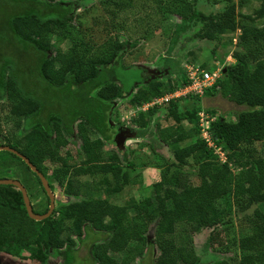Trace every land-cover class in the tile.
Returning a JSON list of instances; mask_svg holds the SVG:
<instances>
[{
	"label": "trees",
	"instance_id": "1",
	"mask_svg": "<svg viewBox=\"0 0 264 264\" xmlns=\"http://www.w3.org/2000/svg\"><path fill=\"white\" fill-rule=\"evenodd\" d=\"M75 1L0 0V5L5 7L2 15L0 13V32L9 41L5 49L0 50V98L4 97L8 102L14 128L24 131L19 143L2 146L26 157L44 176L40 167L43 160L59 164L61 168L68 166L59 150L68 141L73 142L72 137L75 136L79 140L81 164L90 167L91 176L101 178L91 185L80 183L75 178L58 180L66 195H82L86 200L72 205V209L77 210L73 215L60 208L61 218L49 216L41 221L27 217L19 191L9 185H0V252L17 256L20 250H24L40 264H49L47 259L50 256L60 257L62 264H71L72 240L69 235L63 236L64 221L66 216H71V229L78 239L84 232L82 224L85 223L108 236L91 249V254L97 255L104 264H129L133 258L140 259L153 243L159 250L155 264H197L198 258L190 238L184 245L179 242L181 245L176 246L175 224L190 225L191 232L216 225L220 212L215 203L231 195L233 198L246 196L250 203L257 204L250 222L256 230L239 233L238 257L231 259L236 261L235 264H264V153L252 161H233L241 155V146L264 142V53L261 49L264 48V28H240L238 42L246 46L263 44L260 52L255 56L256 51L251 54L239 50L232 52L234 63L227 65L224 74L203 93L211 95L209 92L215 90L233 104L245 107L236 112L233 122L218 116L208 124L210 139L221 148L225 161L218 168H213L218 163L217 156L209 152L210 148L200 138L197 125L200 107L192 103L187 109L181 107L182 100H170L163 107L165 111L167 109V118L177 121V126L175 131L161 130L163 133L158 138L169 146L179 168L186 166L189 158L194 162L198 183L180 187L172 181L174 174L167 179L162 177L161 181L151 185L154 203L148 205L146 201H140L136 204L137 214L130 218L127 210L135 204L134 200L116 205L101 198V192L112 196L126 184L135 185L128 179L126 170L121 169L117 154L108 152L104 156L101 151L104 142L112 141L108 135L111 130L108 113L112 102L135 88L129 103L141 105L171 93L189 81L185 69L174 63L166 65L164 73L169 76L179 73L178 85L168 79L165 83L151 79L138 67L141 78L123 93L110 71L123 53L122 43H114L110 52L90 58L74 47L61 52L50 42L49 36L53 30H61L71 24ZM171 1L183 6L176 13L181 24L189 12L190 18L202 23L196 35L199 39L216 41L227 31L237 28L234 5L225 6L221 13L204 16L183 0ZM255 14L264 17V0ZM179 29L182 30L181 26ZM250 60L254 61L252 71ZM170 69L176 71L170 72ZM161 75L159 73L158 77ZM198 98L189 96L183 101L193 102ZM164 109L152 107L143 113V119H131V123L141 129L155 113H163ZM182 120L186 121L188 128L180 126ZM155 126L158 127L157 124ZM183 141H188V144L179 146ZM11 155L30 171L19 158ZM127 166L133 167V164L127 163ZM232 167L235 173H232ZM30 173L44 193L36 175ZM99 184L105 185L101 192ZM49 189L52 190L50 184ZM47 208L48 205L40 212L32 211L43 214ZM138 220L141 223H136ZM151 224L162 225L161 230L157 227L159 230L152 238L147 233ZM129 242H134L130 248ZM123 252L119 260L111 256Z\"/></svg>",
	"mask_w": 264,
	"mask_h": 264
},
{
	"label": "rangeland",
	"instance_id": "2",
	"mask_svg": "<svg viewBox=\"0 0 264 264\" xmlns=\"http://www.w3.org/2000/svg\"><path fill=\"white\" fill-rule=\"evenodd\" d=\"M183 1V3H188L192 9L204 16L221 13L225 6L234 5L237 28L234 31H227L219 36L216 41H206L196 36L202 27V23L194 17L190 18L189 12L181 24V19L176 13L183 6L171 0H76L71 24L64 29L53 30L49 36L50 42L61 52L74 47L87 58L100 55L102 52H110L114 43H122L123 53L118 60V64L113 66L110 71L123 93L141 78V70L137 69L138 67L162 74L157 78L154 76L158 81L165 83L168 79L172 81V84L178 85L180 84V74H176L177 76L165 74L166 65L174 63V65L176 64L181 68L190 65L200 67L206 71L219 69L220 75H222V70L226 69L227 65L234 63L231 57L232 52L239 50L241 53L248 52L251 54L256 51L254 56L260 52V47L263 44L246 46L240 44L238 38L242 26L257 29L264 28V17H258L255 14L263 0ZM4 9L5 7L0 5L1 15ZM179 26L182 28L181 31ZM8 44V38L3 37V33L0 32V50L5 49L4 46ZM261 49L264 53V48ZM253 63V60L249 61L251 71L254 66ZM171 71L175 72L176 70L170 69ZM135 92L136 89L134 88L128 94H123L122 97L112 102V108L108 113V121L111 125L108 135L112 138V141L104 142L101 149L104 156L108 152L117 154L121 169L126 170L128 179L134 181L135 185L126 184L119 192L117 191L112 196H108L106 193L101 192L105 185L99 184L101 198L112 204L122 205L130 199L134 200L135 204L129 206L127 210L130 218L137 214L138 205L136 204L140 201H146L148 205L154 203L151 185L161 181L162 177L167 179L171 174H174L172 181L180 187L193 186L198 183L195 177L197 166L194 162L189 158L187 159V165L179 168L173 159L169 146L158 138V135L163 131H175L177 126V121L175 123L172 119L167 118V109L165 111L162 106L164 112L155 113L148 124L141 129L131 123V119H143V113L145 112L136 110L139 105L135 106L129 103ZM216 92L215 90L210 91L211 95L204 94L200 98L194 99L193 102L189 100L180 103L181 107H187V109L191 108L192 103L194 106L198 105L200 107V112L203 115L200 117V122L197 118L198 127L202 119L207 121L212 119L213 121L216 117L221 116L225 121L235 120L236 112L245 108L242 106L241 108L237 107L228 99L222 97L220 92ZM207 97L211 98L206 101L202 100V98ZM211 108L214 113L205 110ZM11 119L8 113V102L4 97H1V146L19 143L24 134L21 128H14ZM156 124L158 127L155 126ZM180 126L188 128L185 120L180 121ZM117 127L124 131L122 133L124 137L127 136L121 146L115 145ZM73 133L74 135L76 133L75 124ZM72 140L73 142L68 141L69 143L59 150V154L64 157L68 165L67 167L61 168L59 164L50 163L47 160L40 163L46 181L52 188L50 191L54 197V207L50 216L53 219L61 218L58 210L60 208L65 209L66 212L68 211L69 215H73L77 210H73L72 205L86 200L82 195L77 197L66 195L63 188L58 185V180L75 178L80 183L91 185L101 178L91 176L90 167L81 164L82 157L78 149L79 140L75 136L72 137ZM186 144H188V141H183L179 143V146L182 147ZM18 147L21 148L20 145ZM241 151V155L233 160L235 163L255 160L262 157L264 142H252L243 145ZM209 152L216 155L213 148H210ZM122 156L123 159L121 160ZM14 159L9 152L0 151V179L19 181L28 195L32 209L37 212L42 211L48 205L46 195L41 191L30 171ZM127 163H132L133 167H128ZM220 163L218 161L213 168H218ZM166 169H168L167 172ZM232 170V173H235L236 170L233 167ZM256 206L257 204L250 203L246 196L233 198L231 195H227L215 203V207L220 212L216 225L201 227L197 232H191L190 225L175 224L176 246H179V242H183L184 245L187 239L190 238L192 241L191 247L198 258L197 264H235L236 261L232 259L238 257L237 240L239 233H250L256 230L250 223ZM69 217L71 216H66L64 221L63 236L69 235L72 240L73 262L71 264H104L97 255L91 254V249L108 236L96 232L90 228L88 223H85L82 224L84 232L78 239L71 229ZM136 223L141 222L138 220ZM157 227L160 230L162 229V225L155 226L151 224L148 226V229L150 228L148 234L151 238L159 230ZM133 245L134 242H129L128 247L130 248ZM123 255L124 252L112 254L111 256L113 259L119 260ZM142 255L140 259L133 258L129 264H155L159 256V250L153 243L147 247ZM47 261L49 264H62L60 257L50 256ZM0 264L40 263L36 259H31L28 251L20 250L17 256L0 252Z\"/></svg>",
	"mask_w": 264,
	"mask_h": 264
},
{
	"label": "built area",
	"instance_id": "3",
	"mask_svg": "<svg viewBox=\"0 0 264 264\" xmlns=\"http://www.w3.org/2000/svg\"><path fill=\"white\" fill-rule=\"evenodd\" d=\"M186 77L188 79V84L178 89L174 90L171 93H167L159 98L152 99L136 107V110L146 111L152 107H162L167 104L170 100L177 99L180 97H201L203 93L209 89L220 77V70L215 69L213 71H206L200 67L194 66H184ZM203 115L202 112H198L197 116L199 122L201 121L200 117ZM212 120V119H211ZM202 119V122L199 124V133L200 138L205 142L207 148H213L214 153L218 157L219 162H224V154L221 148L217 145H214L210 139V134L208 132V124L211 121ZM203 124V125H201Z\"/></svg>",
	"mask_w": 264,
	"mask_h": 264
},
{
	"label": "water",
	"instance_id": "4",
	"mask_svg": "<svg viewBox=\"0 0 264 264\" xmlns=\"http://www.w3.org/2000/svg\"><path fill=\"white\" fill-rule=\"evenodd\" d=\"M225 72V69L222 70V74ZM122 133H118L115 136V145L117 146H121V144L124 141V136ZM0 151H6L9 152L13 155H15L17 158H19L28 168L29 170L34 173L36 175V177L38 178L40 185L48 199V208L47 211L43 214H36L32 211L30 202L28 200V197L26 195L25 189L23 188V186L14 179H0V185H9L12 187H15L17 189V191L20 192L21 198H22V202L24 205V209L26 212V215L29 219L33 220V221H41L44 220L46 218H48L50 216V214L52 213L53 207H54V197L53 194L51 193L50 189H49V185L46 181V179L44 178V176L35 168V166H33L29 160L24 157L23 155H21L19 152H17L16 150L9 148L8 146H0Z\"/></svg>",
	"mask_w": 264,
	"mask_h": 264
},
{
	"label": "crops",
	"instance_id": "5",
	"mask_svg": "<svg viewBox=\"0 0 264 264\" xmlns=\"http://www.w3.org/2000/svg\"><path fill=\"white\" fill-rule=\"evenodd\" d=\"M184 68V67H183ZM143 72H144V74H146L147 76H150V78L151 79H153L154 78V76L157 78L158 77V75H159V73H154V72H152V71H148V70H146V69H143ZM214 97V96H213ZM186 97H180V98H177V99H173L174 101H180V100H182V101H180V103H183V102H185V101H183V99H185ZM200 98V97H199ZM208 98H211V97H207V98H202V100H204V101H206V100H208ZM226 99V98H225ZM229 101V100H228ZM231 102V101H230ZM232 103V102H231ZM237 106V105H236ZM237 107H239V108H241V106H237ZM205 110H208V111H213L214 112V110L211 108V109H205ZM227 113H229V112H227ZM223 118V117H222ZM232 121H234V119L232 120ZM231 121V122H232ZM127 138V136H125L124 137V141H125V139ZM124 141H123V143L121 144V145H123L124 144ZM146 172V171H145ZM149 231H150V228L148 229V232L147 233H149ZM153 231H154V227H153ZM149 235V234H148Z\"/></svg>",
	"mask_w": 264,
	"mask_h": 264
},
{
	"label": "flooded vegetation",
	"instance_id": "6",
	"mask_svg": "<svg viewBox=\"0 0 264 264\" xmlns=\"http://www.w3.org/2000/svg\"><path fill=\"white\" fill-rule=\"evenodd\" d=\"M124 131L120 128V127H117V129H116V134H115V136L118 134V133H123ZM123 136H124V134H123ZM15 180V179H14ZM19 182V181H18ZM23 186V185H22ZM15 190H17L15 187H13ZM24 188V187H23ZM26 192V191H25ZM26 195H27V193H26ZM27 197H28V195H27ZM28 200H29V198H28ZM31 205V204H30ZM32 208V207H31Z\"/></svg>",
	"mask_w": 264,
	"mask_h": 264
}]
</instances>
